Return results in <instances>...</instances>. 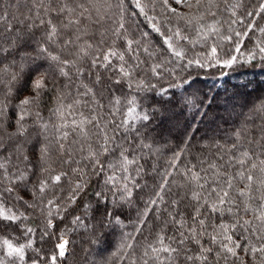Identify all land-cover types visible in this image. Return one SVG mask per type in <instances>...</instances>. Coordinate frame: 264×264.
Segmentation results:
<instances>
[{"label": "snow or ice", "instance_id": "obj_1", "mask_svg": "<svg viewBox=\"0 0 264 264\" xmlns=\"http://www.w3.org/2000/svg\"><path fill=\"white\" fill-rule=\"evenodd\" d=\"M174 3L196 9L198 14L186 17L172 6L173 0H132L152 30L165 35L164 44L171 52L166 63L175 64L187 75L181 78L173 68L169 76L180 78L181 83L172 82L167 88L141 80L136 88L153 93L151 98H144L145 110L137 112L133 98L127 100L131 105L127 112H122L118 106L123 102L113 96L109 99L113 110L107 119L100 115V109L106 107L100 97L105 92L114 93L117 85L133 79L144 64L136 49L144 46L148 33H140L141 39H136L130 17L125 14L124 0H88L87 4L73 0H16L15 5L10 3L0 11V264H49L43 249L34 246L35 237L46 243L57 236L55 230L67 221L98 239L104 230L123 226L125 207L144 194L149 199L138 213L134 232L143 236L147 228L152 239L144 236L143 254L132 264H140L141 260L142 264H246L238 250L250 254L257 264H264V98L246 101L239 110L236 106L226 110L229 126L223 134L209 135L207 142L200 145L201 156L180 173L182 181L167 179L172 176L167 172L163 182L147 193L148 184L140 182L149 174V168L155 170L146 159L145 150L151 154L152 146L143 141L152 138L156 121L160 126L170 122L175 126L185 113L191 112L193 119L198 116L202 120L213 113L216 96L208 93L216 84L209 87L205 81L193 88L192 72L188 69L227 68L243 74L259 67L264 71V40L248 51L241 50L242 40L235 48L214 43L210 52L200 57L189 58L178 50L176 39L197 41L184 36L179 26L167 25L175 19L190 26L203 20L205 14L215 16L212 7L216 5L215 0ZM224 3V11L233 18L231 24L245 25V30L237 32L230 24L231 34H222L215 24L209 25L208 30L198 33L203 41L209 35H217L220 41L231 45L235 43L234 36L249 37L254 32L264 35V0L251 6L248 0ZM13 6L20 13L17 17L9 14ZM22 6L26 12L21 11ZM150 10L156 15H151ZM60 17L67 23H57ZM92 25L98 26V31L103 29L99 31V43L112 38L113 47L102 54V60L99 56L89 57L91 43L69 51L81 36L89 35ZM70 28H75V39L60 44L61 30ZM165 29L171 35H166ZM34 30H40L41 35L34 41L33 55L27 49ZM118 40L126 41V51L137 61L135 65L125 60L124 52L115 50ZM53 46L60 52L53 54ZM144 52L149 59L155 57L150 47H144ZM64 53L76 59H66ZM85 57L90 64H86ZM112 58L121 62L118 67ZM38 61L46 62L47 67ZM166 63L153 64L151 73L157 81L166 78L162 75L167 71ZM99 69L112 75L106 79ZM199 78L197 73L196 79ZM28 81L30 94L20 98L14 86L22 84L23 91L29 87ZM69 88L83 91L70 96ZM46 93H55L56 107L51 115L63 116L66 109L77 108L90 109V115L81 113V119L73 125L57 126L41 115ZM118 114L122 119L116 122ZM130 120L139 123L130 124ZM180 158L174 156L171 167H177L175 161ZM237 181L244 184L243 188L237 186ZM88 197L91 199L87 203H81ZM81 208L87 211L81 213ZM241 213H250L251 218L244 219ZM86 215L94 223H86ZM68 231L60 229L57 236L60 258L66 256L70 243L63 238ZM128 239L135 240L136 236L128 234ZM122 247L135 249L132 243ZM29 251L34 255L27 256ZM56 260L53 254L51 264H56Z\"/></svg>", "mask_w": 264, "mask_h": 264}, {"label": "trees", "instance_id": "obj_2", "mask_svg": "<svg viewBox=\"0 0 264 264\" xmlns=\"http://www.w3.org/2000/svg\"><path fill=\"white\" fill-rule=\"evenodd\" d=\"M81 2L87 4L88 0H73V3ZM110 2L115 3V0H110ZM232 2H235V0H232ZM259 2L260 0H248L250 6ZM10 3L15 5L16 0H0V11L7 9ZM215 5L216 6L212 7V11L216 12L215 16L205 14L203 20L199 22L194 21L190 26L186 25L184 21L175 19H173V24L167 25V27L179 26L182 29V34L184 36L189 37L192 41H197L196 43H189V40L176 39L175 45L178 50L186 53L189 58L193 56L200 57L210 52L214 43L219 44L223 48H235L236 43H239L240 40H242V44L240 45L241 50L248 51L253 49L259 40H264V35L259 32H254L250 33L249 37L237 38L234 36L235 43L231 45L220 41L217 35H209L207 41H203L198 33L208 30L209 25L215 24V26L220 29V33L222 34H231L228 32V28L233 18L231 17L230 12L224 11V0H215ZM172 6L186 17L198 14L196 9L189 10L188 8H183L182 5L175 4L174 0ZM124 9L125 14L130 17L129 23L132 26L131 32L135 34L136 39H141L140 33H148L145 38L144 46L136 49L137 56H139L140 60L144 61V64L142 65L141 70L135 72L133 79L125 80L122 85H117L114 93L110 94L109 92H105L103 97H100L101 103L106 106L100 109V115L106 119L113 110L111 106H109V99L113 96L119 98L123 102L122 106H118L121 107L122 112H127L128 107L131 106L127 104V100H131L133 98L136 100L137 112L145 110L144 98L146 96L151 98L153 93L143 92L136 88V85L141 80H143L145 84L152 83L157 84L158 87L159 85H163V87L167 88L172 82H175L176 84L181 83L180 78L169 76V72H171L173 68L179 72L181 78L187 75V72H180L179 68L175 64L166 63L167 60L171 58V52H169L167 45L164 44L165 35L152 30L148 20H146L145 17L140 14L137 9H135L132 4V0H124ZM21 11L26 12V9L22 6ZM201 11H204V9H201ZM92 12L93 16H95V9H92ZM103 12L104 8H101V13ZM9 14L13 17L20 15L14 6L9 9ZM150 14L156 15V12H151L150 10ZM159 19L160 17L157 16V20ZM60 20L67 23V20L63 17L57 19L56 22L59 23ZM12 22L15 23L14 20ZM83 23L88 24V21H83ZM261 24H264V21H261ZM201 25H203V28H201ZM105 27L108 26L106 25ZM231 27L237 32L245 30V25L239 23L231 24ZM61 31L62 35L58 38V42L60 44H63L66 39L74 40L77 35L75 28L62 29ZM99 31H103V29H99ZM99 31L98 26L92 25L89 29V35L81 36V39L77 41L76 46L69 49V51H77L80 45L83 44L86 46V43H91L93 44V48L87 50L89 57L99 56L102 60V54L107 53L113 45L112 38L107 39L102 44L99 43L101 40ZM164 31L166 35H171L170 32H167V29ZM34 33L35 35L30 40V47L27 49V51L33 55L35 54L33 51L35 49L34 41L39 39L41 31L34 30ZM144 47H150L155 53V57L153 59L148 58L144 52ZM126 48V41H116L115 50L117 52H124L125 60L128 61L130 65H135L137 61L132 58L131 53L126 51ZM52 51L53 54H57L60 52V49L53 46ZM62 55L66 59H76L75 56L68 55L67 53ZM18 58L19 56L17 59ZM85 61L86 64L91 63L88 57H85ZM112 62L117 67L121 63L115 58H112ZM157 62H165L167 69V71L162 72V75L166 78L159 81H157V77L151 73L153 64ZM37 63L43 64L45 68L47 67V63L44 61H38ZM180 63H184V61H180ZM256 63L259 64V60H257ZM99 71L106 79L112 75L110 72H105L104 69H99ZM188 71L192 72V79L194 80L193 88L203 85L205 81L209 87H211L213 83L216 84V87L212 88L211 92L208 93L210 97L216 96V104L214 106L213 113L207 119L203 120L198 116L193 119L194 114L191 112L185 113L182 117H180L179 123L175 126H173L171 122L160 126L159 121H156L152 129V138L143 141L144 143H148L152 146L151 154H147V150H145L146 159L148 160L149 165H152L155 168L154 171L152 168H149V174L140 181L141 184H144L145 182L148 184L149 187L145 190L146 193L162 183L167 172L172 173V176L167 177V179L182 181L183 177L180 173L184 171L185 167H191L193 164H196L197 158L201 156L200 145L207 142L209 135L214 133L223 134V131L229 126L226 111L227 109L230 110L232 106H236V109L239 110V106L243 105L246 101H253L257 97L264 98V71L260 70L259 67L254 70H249L243 74L233 72L227 68L202 70L193 67L188 69ZM221 72L227 73V75L220 76ZM197 73L200 74L199 79H196ZM90 79H94V76L86 78L84 83L87 84ZM60 82L63 83L62 78ZM30 84L31 82L28 81L29 87L23 91L20 90L23 85L16 84L14 86L15 93L18 94L20 98L29 95L31 91ZM129 84H131V88L129 87ZM67 91L70 96H73L77 91H83V89L69 88ZM173 91H179V89H173ZM205 91L207 92L208 88H205ZM45 95L46 99L41 108V115L46 120H50L57 126L61 124L73 125L74 122H78L81 119V113H83L84 116L90 115V109L77 108L75 110L66 109L63 116H53L51 115V110L56 107L55 93H46ZM155 98L159 99V97ZM9 115L13 119L15 118V114L11 110ZM120 119H122V116L118 114L116 116V122ZM129 123H137L138 125L139 122L130 120ZM109 126L111 127V125ZM121 131L123 132V130ZM73 138H76L75 134H73ZM176 155H179L181 158L180 160L175 161L177 167H171L173 164V157ZM57 168H59V165H57ZM177 169H179V171ZM257 175H259V173H257ZM237 186L243 188L244 184L237 181ZM89 199H91V197L86 198L81 203H87ZM147 199H149V196L146 194L137 197L131 206L125 207L122 218L123 226L118 225L104 230L103 235H99L98 239H94L84 228L77 229L67 221L60 224L59 228L55 230L57 236L61 234L60 229H69L67 235L63 237L70 241L67 246L66 256L63 258L58 256L59 250L56 246L60 241L57 239V236H53L52 239L46 243H41L39 238L35 237L34 239H36V245L34 246L41 247L43 249V252L49 257V264H51V256L53 254L57 256L56 264H132L133 260L141 257L143 254L142 245L145 242L144 236H148L149 240L152 239L147 228H145L143 236L134 232V228L137 226L136 221L138 219V213L145 207L144 201ZM86 211V209L81 208V213ZM149 215L151 216L152 214L150 213ZM241 215L244 219L251 218L250 213H241ZM97 218H99V213H97ZM227 219L231 220V217H228ZM85 221L86 223H94V221H89L87 215L85 216ZM35 223L39 225L38 220L35 221ZM128 234L135 235L136 239L129 240ZM20 242H24V240L21 239ZM127 243L135 245V249L122 247V245H126ZM241 243H243V241H241ZM191 247L194 248L195 245H192ZM94 249H97L98 253H93ZM238 252L245 257L246 264H257L250 254L243 253L240 250H238ZM32 255H34V253L31 251L27 253V256L29 257ZM140 264H142V260Z\"/></svg>", "mask_w": 264, "mask_h": 264}, {"label": "rangeland", "instance_id": "obj_3", "mask_svg": "<svg viewBox=\"0 0 264 264\" xmlns=\"http://www.w3.org/2000/svg\"><path fill=\"white\" fill-rule=\"evenodd\" d=\"M64 239H66V238H64ZM93 253H98L97 249H94ZM99 254H102V253H99Z\"/></svg>", "mask_w": 264, "mask_h": 264}]
</instances>
